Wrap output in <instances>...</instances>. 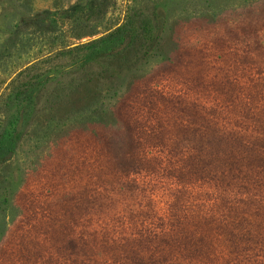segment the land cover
<instances>
[{
  "label": "rangeland",
  "instance_id": "1",
  "mask_svg": "<svg viewBox=\"0 0 264 264\" xmlns=\"http://www.w3.org/2000/svg\"><path fill=\"white\" fill-rule=\"evenodd\" d=\"M25 1L43 15L76 0ZM22 2L0 0V15ZM216 3L183 0L176 49L113 123L75 128L33 161L0 264H264V0Z\"/></svg>",
  "mask_w": 264,
  "mask_h": 264
},
{
  "label": "trees",
  "instance_id": "2",
  "mask_svg": "<svg viewBox=\"0 0 264 264\" xmlns=\"http://www.w3.org/2000/svg\"><path fill=\"white\" fill-rule=\"evenodd\" d=\"M124 1L118 22L103 30L115 0H76L43 15H31L25 1L0 15V238L33 161L75 128L113 123L119 98L176 49L183 0ZM32 37L44 41L30 43ZM22 57L34 58L22 68L8 60ZM24 151L28 158L15 161Z\"/></svg>",
  "mask_w": 264,
  "mask_h": 264
}]
</instances>
